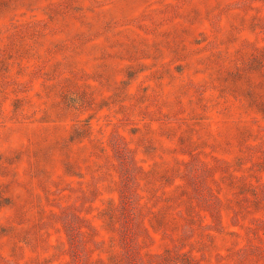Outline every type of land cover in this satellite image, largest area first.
<instances>
[{"label":"rangeland","instance_id":"374dc122","mask_svg":"<svg viewBox=\"0 0 264 264\" xmlns=\"http://www.w3.org/2000/svg\"><path fill=\"white\" fill-rule=\"evenodd\" d=\"M0 264H264V0H0Z\"/></svg>","mask_w":264,"mask_h":264}]
</instances>
